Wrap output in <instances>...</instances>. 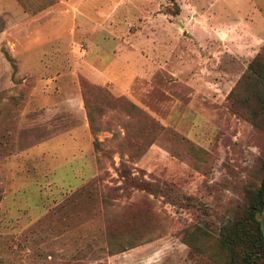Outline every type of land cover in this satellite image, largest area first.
<instances>
[{
  "label": "rangeland",
  "instance_id": "obj_1",
  "mask_svg": "<svg viewBox=\"0 0 264 264\" xmlns=\"http://www.w3.org/2000/svg\"><path fill=\"white\" fill-rule=\"evenodd\" d=\"M63 1L56 27L0 0V264H217L177 237L258 183L264 132L226 96L264 0H77L76 26Z\"/></svg>",
  "mask_w": 264,
  "mask_h": 264
},
{
  "label": "trees",
  "instance_id": "obj_2",
  "mask_svg": "<svg viewBox=\"0 0 264 264\" xmlns=\"http://www.w3.org/2000/svg\"><path fill=\"white\" fill-rule=\"evenodd\" d=\"M226 103L234 116L264 132V49L249 62L226 96ZM87 119L93 129L88 115ZM256 173L258 183L248 188L244 200L237 203L218 231L185 229L177 237L181 243L217 264H264V233L257 219L264 210V155L258 159ZM133 244L128 241L125 245L131 248Z\"/></svg>",
  "mask_w": 264,
  "mask_h": 264
},
{
  "label": "crops",
  "instance_id": "obj_3",
  "mask_svg": "<svg viewBox=\"0 0 264 264\" xmlns=\"http://www.w3.org/2000/svg\"><path fill=\"white\" fill-rule=\"evenodd\" d=\"M41 8L44 10V15L42 16L43 19H49V17H54L50 18L51 20H55L54 22L56 23V27L58 26V23H60L62 25V21H63V0H41ZM77 0H73V7L75 8V14L73 17V25L76 26L77 24V15H78V10L76 8ZM72 2V0H71ZM50 21V20H48ZM48 24H51V22H49ZM57 41L55 40L53 44H55ZM51 44V43H50ZM21 58V57H20ZM22 59H27L25 57H22Z\"/></svg>",
  "mask_w": 264,
  "mask_h": 264
}]
</instances>
